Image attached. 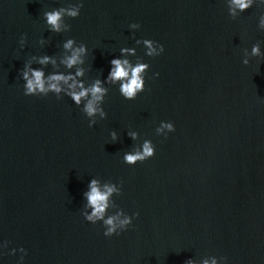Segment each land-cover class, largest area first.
I'll use <instances>...</instances> for the list:
<instances>
[{
    "label": "water",
    "instance_id": "1",
    "mask_svg": "<svg viewBox=\"0 0 264 264\" xmlns=\"http://www.w3.org/2000/svg\"><path fill=\"white\" fill-rule=\"evenodd\" d=\"M71 3L69 30H50L44 13ZM262 13L264 0L235 17L226 0H0V264H264ZM68 38L86 46L70 69ZM144 39L163 51L148 56ZM114 58L149 65L134 99L106 79ZM26 64L99 79L105 118L63 91L25 95ZM145 140L154 155L126 163ZM92 179L119 189L105 218L129 215L125 229L84 218Z\"/></svg>",
    "mask_w": 264,
    "mask_h": 264
},
{
    "label": "clouds",
    "instance_id": "2",
    "mask_svg": "<svg viewBox=\"0 0 264 264\" xmlns=\"http://www.w3.org/2000/svg\"><path fill=\"white\" fill-rule=\"evenodd\" d=\"M226 3L229 16L235 17L237 11L243 12L250 8L253 5L254 0H226ZM81 7L82 4L80 3H71L67 7H59L46 11L44 13L45 22L50 26V30L56 33L69 30L70 26L64 23V17H77ZM259 26L264 29V13L259 17ZM129 27L135 29L138 28L139 25L132 23ZM24 41L25 38L21 36V47H23ZM41 43H43V41H41ZM143 43L147 47L146 54L148 56L159 55L160 52L163 51V45H157L156 42L150 39H144ZM154 44L156 47L153 46ZM63 49L70 52V54L65 55L61 60V63L67 68L70 69L74 65L83 62L82 55L86 52V46L83 43L74 47V39L68 38L63 43ZM120 51L121 53L132 52L133 49L121 48ZM251 53L254 56L260 55L258 44L253 45ZM38 63L40 65H46L48 63L55 65L56 61L48 55H43L38 58ZM110 63L112 67L110 68L106 79L111 83L119 82V92L125 99H134L139 92L144 90V73L149 67L147 63L141 62L132 65L127 59L119 58L112 59ZM242 63L247 65L248 60L244 59ZM75 75H83L82 69L78 68ZM22 79L25 82V95H47L49 92H52L59 97V94L63 91L77 106H80L81 104L83 105L81 110L88 118H93L97 114L101 118H105L106 116L101 105L107 94V89L102 86L99 79L95 80L90 86L85 87L83 82L76 80L71 74L65 75L61 73H53L45 78L44 72L41 69L30 67L28 64L25 65V69L22 71ZM61 82L67 85V89H62ZM95 123L96 121L94 119H89L90 127ZM165 128L169 131L174 130V126L171 122L161 121V126L157 128V132H161ZM129 135L133 139H136L137 133L129 132ZM111 137L113 140L116 138V133L114 131L111 132ZM153 155L154 147L151 141L145 140L140 150L125 153L123 160L128 164H134L137 161H144ZM118 191L119 189L110 184H105L103 190H101L98 181L92 179L89 182V191L85 193L87 198L86 207L90 208V212L85 213L84 218L92 223H95L98 220H103V224L106 226V230L104 231L105 236L117 233V229H125L132 220V217L129 215L122 216V213L120 212H117L115 215H109L105 218L109 197L114 192ZM133 215L137 214L134 213ZM20 250L22 252L25 251L23 248ZM22 259L23 257H21V260ZM187 264H192V261L189 260ZM203 264H209V262L205 260ZM211 264H216V261L213 259Z\"/></svg>",
    "mask_w": 264,
    "mask_h": 264
}]
</instances>
